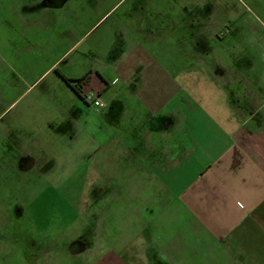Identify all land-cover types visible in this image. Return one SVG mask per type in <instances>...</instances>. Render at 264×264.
Instances as JSON below:
<instances>
[{
	"label": "crops",
	"instance_id": "0c3cea01",
	"mask_svg": "<svg viewBox=\"0 0 264 264\" xmlns=\"http://www.w3.org/2000/svg\"><path fill=\"white\" fill-rule=\"evenodd\" d=\"M229 11L130 5L107 27L110 51L81 75L98 118L96 169L125 174L96 185L126 188L124 206H94L112 219L97 230L94 264H264V51L252 64L217 57ZM108 76L121 98H101ZM92 90L101 106L85 99Z\"/></svg>",
	"mask_w": 264,
	"mask_h": 264
},
{
	"label": "rangeland",
	"instance_id": "374dc122",
	"mask_svg": "<svg viewBox=\"0 0 264 264\" xmlns=\"http://www.w3.org/2000/svg\"><path fill=\"white\" fill-rule=\"evenodd\" d=\"M52 1L49 17V0H0V264H94L97 233L112 222L110 213L96 218L94 206L123 204L126 192L96 185L99 175L124 182L125 174L96 169L98 118L68 80L80 85L85 69L110 51L114 15L148 0ZM150 2L228 7L217 57L252 64L255 48L264 51V0ZM108 78L101 98H121L122 82Z\"/></svg>",
	"mask_w": 264,
	"mask_h": 264
},
{
	"label": "built area",
	"instance_id": "2783aa9c",
	"mask_svg": "<svg viewBox=\"0 0 264 264\" xmlns=\"http://www.w3.org/2000/svg\"><path fill=\"white\" fill-rule=\"evenodd\" d=\"M85 99L88 101V102H91L94 106H101L102 103H101V100L99 98H97V96L95 94H87L85 96Z\"/></svg>",
	"mask_w": 264,
	"mask_h": 264
},
{
	"label": "trees",
	"instance_id": "16d2710c",
	"mask_svg": "<svg viewBox=\"0 0 264 264\" xmlns=\"http://www.w3.org/2000/svg\"><path fill=\"white\" fill-rule=\"evenodd\" d=\"M68 83L73 86V88L75 89V91L84 99L82 93H81V90H80V87L79 85H73L69 80H68Z\"/></svg>",
	"mask_w": 264,
	"mask_h": 264
}]
</instances>
